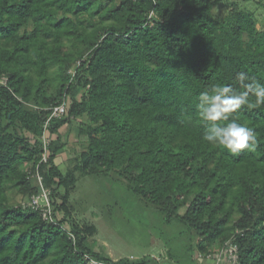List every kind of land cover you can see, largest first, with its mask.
Returning a JSON list of instances; mask_svg holds the SVG:
<instances>
[{"label":"trees","instance_id":"1","mask_svg":"<svg viewBox=\"0 0 264 264\" xmlns=\"http://www.w3.org/2000/svg\"><path fill=\"white\" fill-rule=\"evenodd\" d=\"M249 1L0 0V264H90L86 255L158 264L86 246L97 229L76 221L71 194L82 178L110 176L165 223L186 227L192 259H215L233 240L239 264H264V104L230 117L257 135L256 151L238 154L202 139L207 123L197 111L213 86L245 91L239 72L264 84V0L255 1L261 21L241 5ZM64 97L41 172L75 244L26 205L37 191L27 169L40 159L49 108ZM72 130L84 148L63 172L58 157Z\"/></svg>","mask_w":264,"mask_h":264},{"label":"rangeland","instance_id":"2","mask_svg":"<svg viewBox=\"0 0 264 264\" xmlns=\"http://www.w3.org/2000/svg\"><path fill=\"white\" fill-rule=\"evenodd\" d=\"M255 1L259 0L242 2L241 5L256 11L261 21V9ZM225 7L224 3L221 4L216 13L223 16ZM67 140L68 155L64 154L65 159L69 155L74 156L73 149L69 147L71 141L74 142L73 132ZM60 167L65 170L63 165ZM112 178L115 177L82 178L71 194L76 221L97 229L96 235L86 241L89 249L113 258H152V261L159 258L158 264H217L215 259H192L188 247L193 237L186 227L177 221L165 223L160 212L129 194L120 180ZM16 201L18 204L25 203L21 196H17ZM167 250L173 253V261L166 259Z\"/></svg>","mask_w":264,"mask_h":264},{"label":"clouds","instance_id":"3","mask_svg":"<svg viewBox=\"0 0 264 264\" xmlns=\"http://www.w3.org/2000/svg\"><path fill=\"white\" fill-rule=\"evenodd\" d=\"M236 79L245 91L238 92L230 85H217L199 95L198 116L207 123L202 139L210 145L222 146L232 154L244 150L255 152L258 142L254 130L230 117L242 107L253 109L264 104V84L245 83L249 78L244 72L237 73ZM250 94L255 96V103L249 101Z\"/></svg>","mask_w":264,"mask_h":264},{"label":"built area","instance_id":"4","mask_svg":"<svg viewBox=\"0 0 264 264\" xmlns=\"http://www.w3.org/2000/svg\"><path fill=\"white\" fill-rule=\"evenodd\" d=\"M154 17V13L151 12L147 15V20L150 21ZM82 65V61L77 62V68ZM69 73L74 77L76 74V69L69 70ZM0 85H6V79H0ZM51 111L50 117L44 124V134L42 137L43 145H42V153L40 155V159L32 164L27 169V180L33 182L37 191L31 194L26 203L27 206L31 207L32 210L38 212L41 218L51 223L55 226H59L62 230L68 235L69 239L75 244L76 236L71 231L70 227L65 224H60L58 220H61V217L54 210L53 202H52V191L47 188L44 183V178L41 172L42 166L48 163V154H49V145L51 141L50 134L48 132V127L50 126V121L52 119H61L67 112V99L63 98L61 104L50 107ZM24 204V203H23ZM25 205V206H26ZM212 255H209L210 258ZM199 258H202L200 255ZM214 258L217 264L224 262L225 264H239V254L238 247L233 242V240L226 241L220 247L218 253L214 254ZM86 259L90 264H112L106 262H100L88 255H86Z\"/></svg>","mask_w":264,"mask_h":264},{"label":"crops","instance_id":"5","mask_svg":"<svg viewBox=\"0 0 264 264\" xmlns=\"http://www.w3.org/2000/svg\"><path fill=\"white\" fill-rule=\"evenodd\" d=\"M71 132H73L74 133V142H72L71 141V143H70V146L69 147H71L72 149H73V151H74V156L73 155H69V157H67L66 159H65V156H64V154L67 156L68 155V153H67V150L65 149V151L58 157V165L60 166V165H63L64 167H65V170L63 171V172H66L69 168H71L72 166H73V162H74V160H76V158H77V156L79 155V153L81 152V151H83V148H84V144H83V140H85V138L83 137V138H81V142H79V139H78V136H77V132H76V130L74 131H70V133L69 134H71ZM68 134V135H69ZM66 138H68V136H66ZM69 140V139H68ZM67 140V141H68ZM71 154V153H70ZM65 159V160H64ZM61 168V167H60ZM97 253V252H96ZM106 257H109V258H111V259H113V260H118V259H120V258H113L112 256H110V255H106Z\"/></svg>","mask_w":264,"mask_h":264}]
</instances>
